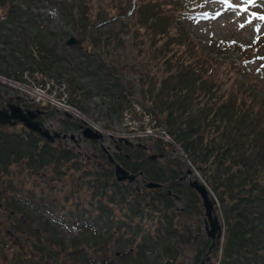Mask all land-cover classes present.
<instances>
[{"label": "trees", "instance_id": "16d2710c", "mask_svg": "<svg viewBox=\"0 0 264 264\" xmlns=\"http://www.w3.org/2000/svg\"><path fill=\"white\" fill-rule=\"evenodd\" d=\"M47 1L0 0V78L105 119L108 130L114 120L129 129V121L154 119L184 157L170 155L174 146L160 139L145 148L117 143L112 156L122 168L161 184L135 186L139 180H115L95 141L84 140L88 154L66 138L51 142L20 124L0 125V264H187L190 254L192 264L206 257L264 264L263 81L243 76L240 63L217 60L185 32L205 0H101L95 13L87 0H50L68 31L33 11ZM69 36L80 46L67 45ZM135 49L151 58L137 59ZM128 74L140 75L137 90ZM8 103L40 104L0 79V107ZM43 109L42 123L55 117L49 103ZM56 119L61 133L81 124ZM188 167L217 202L223 237L209 253L202 201L183 180ZM71 175L88 196L81 201L72 187L64 200L76 201L65 204L56 195L62 188L49 184Z\"/></svg>", "mask_w": 264, "mask_h": 264}, {"label": "rangeland", "instance_id": "374dc122", "mask_svg": "<svg viewBox=\"0 0 264 264\" xmlns=\"http://www.w3.org/2000/svg\"><path fill=\"white\" fill-rule=\"evenodd\" d=\"M100 1L101 0H87V2L90 3L95 8L93 9V13H95V11L97 10V6L99 5L98 2ZM39 5L42 6L36 7L37 9L33 8V11L41 12L44 17L47 16V18L51 21V28L53 30H56L61 27L65 31H68V27H66L64 19L63 17H61L60 11L56 9L57 8L56 6L52 5L50 0L45 3L41 2ZM206 5H207L206 6L207 11L205 13L204 18L198 20L194 25L186 27L187 29L185 30V32L198 45L199 48L203 47V50H205V52L207 53L210 51L211 55L216 57L217 60L223 61L228 65L230 64V61H232L233 64L237 63L238 66L240 65L243 66L242 67L243 69L241 68L243 72V76L244 73L247 74L249 72H252L254 74V78L257 81H263L262 84L264 86V20L259 19L258 16L254 17L252 15L253 13L264 14V0H255V3L247 4L246 5L247 11L244 10L245 0H209L208 4L206 3ZM237 5H240V7H237ZM134 8L135 6L133 5L131 8L132 11L134 10ZM248 21H251V23H249ZM241 25H243V27H241ZM125 39L128 40L129 35H125ZM132 50L133 49L127 48L125 52H127L128 55L131 56ZM138 53L139 52L135 49L133 55L136 56ZM147 58H151V53H149L147 50L142 51L139 55H137V59L139 60H145ZM240 58L242 59V62ZM150 62L152 65H154L155 60H150ZM159 67L160 66L158 62H156V65L152 66L151 72L160 78L163 73L159 71ZM235 69L237 70V68ZM138 74L136 75L128 74L129 79H132L133 84H135L136 90H137L136 80L140 77V75ZM141 77H143V75H141ZM1 80L5 81L10 85H15V87L17 88L18 86L22 88V86L18 85L17 83H13L3 78ZM232 82H233L232 79L230 81L226 79L224 83L229 84ZM263 89L264 87L262 88V90ZM30 91L33 95L34 94L42 95L41 91L38 88L35 89L30 88ZM18 93L20 94L21 92L18 90ZM136 97H138V95ZM35 101L39 102L40 104H42L43 102L46 104L48 103V100L46 99L37 98ZM50 103L52 110L55 112V117L52 118L51 116L50 119L43 120L44 125L50 130H59L58 128L59 122L57 121L56 118H62L63 115L60 114L59 111L64 112L65 110H67V112L72 113L74 115V118L77 117L78 119H85L89 124L94 125L102 130L103 129L105 130L104 127L106 121L105 119L96 120L94 119V117L85 116L84 114L82 115L81 113L75 112L77 110L73 108L70 107L64 108L63 106L60 107V105H58V103L54 99H51ZM78 119H75V121ZM110 126H111L110 128H112L113 136H117L118 138L119 136L122 135L121 125H119L117 121L114 120V122L111 123ZM72 133L74 134L76 141L73 142L69 138H67L66 140H68L73 144H76V146L79 145V149L83 153L85 152L90 154L94 152L93 149H91V146H89V144H87L86 141H84L83 139H78L83 137L82 134H80L78 137L77 134H75V132ZM145 137L159 138L160 140H163L166 143L169 142L167 139H165L164 133L160 130L153 131V133L146 131L145 135H143V138ZM113 138L112 139L108 138L105 134L104 139L102 140L97 139L99 143H97L96 145L98 147H100L101 145L104 150H107L105 152L114 154V152L120 150V146L117 147L115 146L113 142ZM133 141L135 144L140 146L139 140L137 142L136 139H133ZM142 141H150V140L146 139ZM149 143L150 142H148L147 145ZM172 145L174 146L173 148L169 146V149L171 148V151H169L170 155L178 159H180V157H183L180 148L175 144ZM188 168H192V167H188ZM193 175L196 176V173L194 172ZM193 175L191 178H189V175H187L183 180L188 181L190 179H193ZM141 178L142 177L140 175L139 176L137 175V178H135V180H139V182L134 183L135 186L137 185L141 186L142 183L145 186V184L148 182V181L147 182L143 181ZM34 179L36 180V178ZM37 179L41 181L39 178ZM23 182L25 186L28 187L31 182V179L30 178L25 179ZM76 184H77V176L71 175L67 177V179L64 182L55 181L53 184H49V185L51 186L55 185L56 189L62 188V190H59V192H57L56 195H58L59 198L64 200L66 194L72 190V187H74L75 190L79 189L78 188L79 185L77 186V188L75 187ZM36 190L40 192V189H36ZM78 195L80 196L81 201L85 200L86 196H88V194L87 195L85 194L84 188L79 189ZM64 201L65 204H69L75 202L76 200H74L73 197H70L69 200H64ZM205 235H206V231H205ZM192 256L193 255L190 254V257L186 260L187 264H192ZM208 260L209 259L207 260L205 259V264H214L215 262H217L218 259L212 257L209 262Z\"/></svg>", "mask_w": 264, "mask_h": 264}, {"label": "water", "instance_id": "95a60500", "mask_svg": "<svg viewBox=\"0 0 264 264\" xmlns=\"http://www.w3.org/2000/svg\"><path fill=\"white\" fill-rule=\"evenodd\" d=\"M81 40L79 38H74L71 36L67 39V45H76L80 46ZM19 97L17 96V99ZM47 112L40 107H35L34 109H24L19 104L16 103H8L6 106L0 107V125H9V126H16L18 124L22 125L23 127L27 128L28 130L40 134L42 137L47 139L48 141H54L55 139H65L69 138L72 141H76L74 134H67L61 133L55 130H50L45 125L38 120L40 115H45ZM67 116L70 114L66 113ZM85 125H80L81 134L84 138L90 140H102V134L97 130L93 129L92 127L88 126L85 121H83ZM127 144L132 146V143L126 141ZM107 151V150H104ZM107 154L108 160L113 164L114 169V178L117 182H133L137 175L130 174L127 170L121 167L116 160L111 156L109 152H105ZM156 156H152L155 158ZM187 175H193V170L187 169L186 174L183 178ZM188 186L195 190L199 195L202 201V207L204 210L205 216V231L206 236L211 239V244L208 250V253L211 251L212 247L218 245L223 235V228L220 223L219 217L216 213V200L213 195L208 190L207 186L197 177L193 175V179H190L187 182ZM147 188L152 187H159L161 184L147 182L145 184ZM206 260L209 259L208 257L205 258ZM205 260H202L200 264H204Z\"/></svg>", "mask_w": 264, "mask_h": 264}, {"label": "snow or ice", "instance_id": "6c2138e0", "mask_svg": "<svg viewBox=\"0 0 264 264\" xmlns=\"http://www.w3.org/2000/svg\"><path fill=\"white\" fill-rule=\"evenodd\" d=\"M249 3H255V0H245V5H244V10L247 11V7L246 5ZM237 7H240V5H237ZM254 17H257L261 20H264V14H257V13H253L252 14ZM249 23H251V21H248ZM241 27H243V25H241ZM259 30V29H257Z\"/></svg>", "mask_w": 264, "mask_h": 264}, {"label": "bare ground", "instance_id": "6f19581e", "mask_svg": "<svg viewBox=\"0 0 264 264\" xmlns=\"http://www.w3.org/2000/svg\"><path fill=\"white\" fill-rule=\"evenodd\" d=\"M61 107V106H60Z\"/></svg>", "mask_w": 264, "mask_h": 264}]
</instances>
